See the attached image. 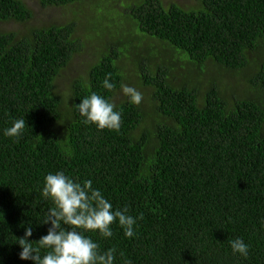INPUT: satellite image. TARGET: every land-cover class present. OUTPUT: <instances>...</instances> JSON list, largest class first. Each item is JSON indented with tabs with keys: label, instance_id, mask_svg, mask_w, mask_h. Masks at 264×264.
Segmentation results:
<instances>
[{
	"label": "trees",
	"instance_id": "obj_1",
	"mask_svg": "<svg viewBox=\"0 0 264 264\" xmlns=\"http://www.w3.org/2000/svg\"><path fill=\"white\" fill-rule=\"evenodd\" d=\"M80 1L39 0L79 12L39 24L24 0H0V264H33L17 238L28 223L29 240L47 233L41 189L57 171L143 214L134 238L88 233L116 264H264V0H94L92 16ZM84 48L95 59L60 89ZM91 92L122 110L119 132L83 122L75 105ZM23 117L24 135L5 136Z\"/></svg>",
	"mask_w": 264,
	"mask_h": 264
},
{
	"label": "clouds",
	"instance_id": "obj_2",
	"mask_svg": "<svg viewBox=\"0 0 264 264\" xmlns=\"http://www.w3.org/2000/svg\"><path fill=\"white\" fill-rule=\"evenodd\" d=\"M102 87L107 92L117 87L111 73L105 75ZM120 89L130 104H141L143 94L138 89L123 82ZM75 108L84 118L83 122L95 125L97 130L119 132L121 128L122 110L110 97L91 92L80 99ZM26 126L24 117L14 119L11 126L4 129V135L18 139L24 135ZM41 196L54 205L47 210L41 223L50 225L47 233L36 241L29 240L34 229L28 223L24 226L23 236L17 238L21 248L19 259L30 260L33 264H116L118 249L112 247L102 251L100 244L88 233L112 238L115 224L126 238H134L137 221L143 219L142 213L131 215L127 206L114 207L101 189L93 186L91 179L79 181L64 171L48 173L44 177ZM229 245L233 254L248 257L250 246L242 238L230 240ZM119 255L123 257L122 252ZM124 264L131 262L124 260Z\"/></svg>",
	"mask_w": 264,
	"mask_h": 264
},
{
	"label": "rangeland",
	"instance_id": "obj_3",
	"mask_svg": "<svg viewBox=\"0 0 264 264\" xmlns=\"http://www.w3.org/2000/svg\"><path fill=\"white\" fill-rule=\"evenodd\" d=\"M24 1L34 13V17H35L34 21L36 20L39 24H49V23L57 22L58 19L59 21L64 22L63 20L64 17H66L69 20V17L71 15L79 16V12L76 10H74L73 13H70V11H68V14L64 15L63 8L54 7V6L44 8L39 3V0H24ZM93 1L94 0L80 1L81 4H79V9L82 10V14L86 10L88 16L93 15L94 6L96 5V3H94ZM163 1L165 3L176 2L177 4L185 8L191 5V2L189 0H163ZM2 26L6 29L11 30L18 27L19 25L15 23H5L2 24ZM93 33L94 32L91 33V36L93 35L97 36L95 33L94 34ZM91 41L92 40H86V43H91ZM93 59L95 58L88 55L85 48L83 49L82 53L75 55L71 60L72 62L69 63L68 68L63 72V75L57 80V85H59L60 89H66V86L68 85L69 82L67 79L77 77L76 72L79 71L78 74L81 73L88 65V63H91L93 61Z\"/></svg>",
	"mask_w": 264,
	"mask_h": 264
}]
</instances>
